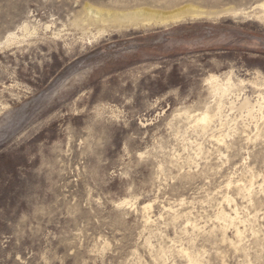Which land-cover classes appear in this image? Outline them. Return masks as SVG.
<instances>
[{
  "label": "rangeland",
  "instance_id": "obj_1",
  "mask_svg": "<svg viewBox=\"0 0 264 264\" xmlns=\"http://www.w3.org/2000/svg\"><path fill=\"white\" fill-rule=\"evenodd\" d=\"M263 3L0 0V264H264Z\"/></svg>",
  "mask_w": 264,
  "mask_h": 264
},
{
  "label": "bare ground",
  "instance_id": "obj_2",
  "mask_svg": "<svg viewBox=\"0 0 264 264\" xmlns=\"http://www.w3.org/2000/svg\"><path fill=\"white\" fill-rule=\"evenodd\" d=\"M261 5V4H260ZM263 6H264V3L262 4ZM261 5V6H262ZM264 9V8H263ZM180 12V13H179ZM182 11L181 10H177L176 12H172V13H169V14H164V18H162L160 21H161V23L162 24H170V23H175V22H178V21H180V20H183V18L184 17H186L185 15H183L182 13H181ZM92 14V13H91ZM188 14H190V15H194L193 13L191 14V13H188ZM90 17V16H89ZM134 18V17H133ZM101 19H103V18H101ZM110 19V18H109ZM111 19H114L113 18V16H112V18ZM121 19V18H120ZM132 19V18H131ZM152 19V18H151ZM151 19H149V22H150V20ZM138 19L136 18V21H137ZM133 21V20H132ZM147 22V21H146ZM148 23V22H147ZM155 24V23H154ZM148 25V24H147ZM218 80V79H217ZM215 82V81H214ZM215 84V83H214ZM222 84H224V83H220V82H217V88L218 87H221L222 86ZM227 86H228V84H227ZM222 87H224V86H222ZM230 87V86H229ZM216 88V89H217ZM227 89V88H226ZM229 90V89H228ZM226 92H227V90H226ZM251 102V101H250ZM250 102H249V100L247 99V98H245V100H244V103L242 104V107H245V108H251V104H250ZM253 105V104H252ZM221 106H223V105H221ZM221 106H220V104H218V109H217V112L215 113V115L213 114V115H211L210 114V112L209 111H206V112H203L202 114H201V116L200 117H198V116H195V117H198L199 118V122L201 121V122H204V123H207V122H209V121H211L212 119H213V117L214 116H216L218 113H220L221 112ZM232 107H234V105H232ZM261 107V106H260ZM262 108V112H263V107H261ZM259 109V108H258ZM248 114L250 115V116H253L254 115V112H253V108L252 109H250L249 111H248ZM255 114H256V111H255ZM261 114V113H260ZM222 115V114H221ZM218 116V115H217ZM264 116V115H263ZM194 117V116H193ZM197 119V118H196ZM197 123V122H196ZM203 127V126H202ZM205 127V126H204ZM203 127V128H204ZM205 128H207V127H205ZM204 128V129H205ZM229 182V181H228ZM253 183V182H252ZM244 184V183H243ZM249 184V183H248ZM236 185V184H235ZM253 185V184H252ZM251 185V186H252ZM237 186V185H236ZM235 186V187H236ZM239 186V185H238ZM241 186H242V184H241ZM240 186V187H241ZM250 186V185H249ZM249 186H246V187H249ZM250 188V187H249ZM236 189H238V188H236ZM241 189V188H240ZM243 190L242 191H244V189L245 188H242ZM247 190V189H246ZM249 192H251V191H249ZM228 195H226V197H227ZM230 196V195H229ZM231 197V196H230ZM225 198V197H224ZM227 201H228V199H227ZM230 201V200H229ZM232 202V201H231ZM231 202H229L228 203V205H230V203ZM226 203V202H225ZM223 209V208H222ZM225 209V208H224ZM233 210H235V209H233ZM233 210H231V211H233ZM221 212V211H220ZM234 213L235 214H232V213H230V210H229V212L228 211H226V210H222V217H224L225 219H226V221H228L230 224L229 225H232V223L233 224H235L233 221L236 219H238V217L236 218V214H237V212H236V210L234 211ZM220 214H219V216H220ZM222 219V218H221ZM150 221V220H149ZM237 221H239V219L237 220ZM224 222V221H223ZM228 222H226V223H228ZM145 223H147V222H145ZM149 223V222H148ZM225 227H227L226 226V224L224 225ZM237 226H235V228H236ZM236 232V236H238V237H240L241 236V229H238L237 228V231H235ZM225 234V233H224ZM241 238V237H240ZM239 239V238H238ZM233 243V242H232ZM238 243V242H237ZM234 246H236L235 244H234ZM179 249V248H178ZM183 249V248H182ZM183 251V253L185 252L186 253V255L189 257L188 258V260H190L189 261V263H191V264H197V261L192 257V255L189 253V252H187V250H185V249H183L182 250ZM180 252V250L178 251V253ZM186 255H185V257H186ZM183 256V255H182ZM186 260H187V258H186ZM199 261V260H198ZM188 263V264H189Z\"/></svg>",
  "mask_w": 264,
  "mask_h": 264
}]
</instances>
